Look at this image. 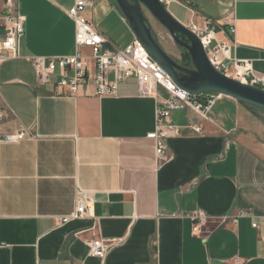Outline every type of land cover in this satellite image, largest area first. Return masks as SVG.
Masks as SVG:
<instances>
[{"label": "crops", "instance_id": "crops-1", "mask_svg": "<svg viewBox=\"0 0 264 264\" xmlns=\"http://www.w3.org/2000/svg\"><path fill=\"white\" fill-rule=\"evenodd\" d=\"M182 1L186 7L171 6L180 16L169 10L180 23L195 15L199 24L218 25L220 40L237 41L233 56L264 76V0ZM73 4L18 0L25 17L20 58L0 65L7 114L0 123V264H264V142L243 135L246 105L224 96L207 118L173 112L180 133L158 163L149 138L156 101L139 95L135 78L102 99L93 81L76 95L56 82L38 84L31 58L76 53ZM86 16L117 48L134 39L115 0H99ZM163 48L183 59L179 49ZM20 130L31 136L1 142ZM81 198L93 215L64 223ZM197 211L209 218L202 238L188 216ZM242 211L253 217H238ZM96 239L112 244L104 259L90 255Z\"/></svg>", "mask_w": 264, "mask_h": 264}, {"label": "built area", "instance_id": "built-area-1", "mask_svg": "<svg viewBox=\"0 0 264 264\" xmlns=\"http://www.w3.org/2000/svg\"><path fill=\"white\" fill-rule=\"evenodd\" d=\"M99 0H74L69 10V17L75 24L76 53L66 57H33L30 59L38 84L50 85L56 82L71 95H76L80 87L91 81L96 87L98 98L116 97L120 85L130 78H135L139 95L153 98L156 101V128L149 135L155 144V154L158 163L168 159V140L178 136L180 128L172 125V114L175 111L190 109L203 118L224 95L220 93L192 94L179 87L172 76L152 58L142 42L134 36L126 48L113 46L86 16ZM168 11L174 4L186 7L182 0H158ZM25 17L20 13L18 0H0V65L9 59L20 58V44L25 36ZM195 34L202 43L211 65L220 73L242 82L248 86L264 91V76L258 74L250 61L238 60L233 51L238 47L236 39L220 40L219 26L206 20L199 24L195 15L189 25L185 26ZM229 34L236 36V27H230ZM2 36V37H1ZM84 49L91 51L90 55L83 53ZM95 64L92 74L91 64ZM59 78V79H57ZM160 90L167 93L165 97ZM7 118L0 109V123ZM196 133L202 128L191 125ZM31 136L27 130L5 136L1 142L13 144ZM93 215L91 206L84 200H78L76 211L64 223L70 220H82ZM193 220V232L197 238H202V228L208 223V216L197 211L188 215ZM253 217L249 211L238 215ZM237 217L234 222L237 223ZM252 226L259 228L254 221ZM112 244L102 239L93 240L90 244V255L104 259Z\"/></svg>", "mask_w": 264, "mask_h": 264}, {"label": "water", "instance_id": "water-1", "mask_svg": "<svg viewBox=\"0 0 264 264\" xmlns=\"http://www.w3.org/2000/svg\"><path fill=\"white\" fill-rule=\"evenodd\" d=\"M135 36L148 53L182 89L192 94L220 93L264 111V91L217 71L210 63L199 38L180 23L158 0H115ZM147 10L172 36L179 50L187 51L192 67L170 56L155 37Z\"/></svg>", "mask_w": 264, "mask_h": 264}, {"label": "rangeland", "instance_id": "rangeland-1", "mask_svg": "<svg viewBox=\"0 0 264 264\" xmlns=\"http://www.w3.org/2000/svg\"><path fill=\"white\" fill-rule=\"evenodd\" d=\"M179 10L180 9L176 6L171 8V11L178 16H180ZM144 11L148 21L152 26L155 37L161 44V46L169 48L170 45L171 48L175 50L179 49L170 33L146 9ZM180 60H182V57ZM246 108H248V114L244 119L242 127L244 137H246L247 139H253L257 143L264 142V111L255 109L248 105H246Z\"/></svg>", "mask_w": 264, "mask_h": 264}, {"label": "trees", "instance_id": "trees-1", "mask_svg": "<svg viewBox=\"0 0 264 264\" xmlns=\"http://www.w3.org/2000/svg\"><path fill=\"white\" fill-rule=\"evenodd\" d=\"M182 56H183V62L185 64L186 67L188 68H191L192 67V64H191V59H190V56L188 54L187 51H182Z\"/></svg>", "mask_w": 264, "mask_h": 264}, {"label": "flooded vegetation", "instance_id": "flooded-vegetation-1", "mask_svg": "<svg viewBox=\"0 0 264 264\" xmlns=\"http://www.w3.org/2000/svg\"><path fill=\"white\" fill-rule=\"evenodd\" d=\"M181 51V50H180Z\"/></svg>", "mask_w": 264, "mask_h": 264}]
</instances>
